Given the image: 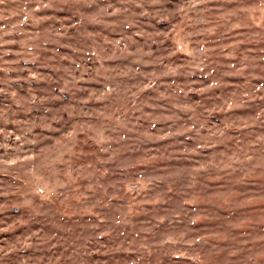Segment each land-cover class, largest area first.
Instances as JSON below:
<instances>
[{
    "label": "rangeland",
    "instance_id": "obj_1",
    "mask_svg": "<svg viewBox=\"0 0 264 264\" xmlns=\"http://www.w3.org/2000/svg\"><path fill=\"white\" fill-rule=\"evenodd\" d=\"M0 264H264V0H0Z\"/></svg>",
    "mask_w": 264,
    "mask_h": 264
}]
</instances>
